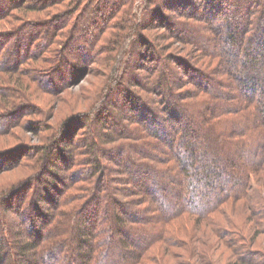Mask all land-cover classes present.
<instances>
[{
  "label": "rangeland",
  "instance_id": "rangeland-1",
  "mask_svg": "<svg viewBox=\"0 0 264 264\" xmlns=\"http://www.w3.org/2000/svg\"><path fill=\"white\" fill-rule=\"evenodd\" d=\"M123 1L80 0L72 5L70 0H0V47L8 41L6 45L9 49H3L0 57V67L7 70L0 74V101L6 100L15 104V109L9 110L13 115L0 121V193L12 194L9 200L12 207L1 205L0 208L4 219L7 221L8 218V221L16 224V230L21 232L24 240H34L30 235V227L35 224L30 215L35 213L39 226H42V216L52 213L53 202L60 199L64 191L68 193L70 173L82 171V175L87 176L85 167L91 165L88 163L94 160V156H82L78 153L86 151L85 148V151L81 150L82 147H87L83 141L88 139L96 143V154L103 170L99 180H102L105 193L103 200L108 202V206L110 185H114L116 190L115 198L127 202L135 210L137 201L145 199L142 195L149 198L157 189L156 193L160 194V198H170V191L175 192L170 187L174 183L170 177L165 178L170 185L159 189L150 182L154 179L160 182V177L157 178L145 169L138 176L127 173L134 165L125 161L133 156L137 160L144 159L141 160L142 165H159L150 153L145 154V158L138 157L148 149L153 150V147L145 144L150 133L142 129L150 125L151 118L148 116L147 107L140 100L151 108L162 107L157 100L163 97L158 98L152 92L157 87L153 88L148 84L152 74L175 69L178 73L176 83L181 85L177 93L187 102H192L190 97L197 93L195 78H201L206 85L214 83L211 72L217 67V62L214 64L210 60L203 50L206 47L202 46L209 44L210 39L214 38L215 32L210 28H214L215 24L199 17L190 19L187 15L190 12L202 14L212 0H191L192 3L188 0H132L134 4L129 6L133 12L130 15L115 11V6L117 9L122 8ZM226 1L230 3L233 0ZM252 1H255L254 4L264 3V0ZM228 3L222 13L228 11ZM242 4L240 3L238 9V13L242 14L238 18L239 22L247 17L245 3ZM147 5L149 10L146 12ZM71 11L75 13L69 16ZM254 14L257 15L256 12ZM85 18L87 20L83 22ZM81 27L86 32L78 31ZM10 35L15 36L10 39ZM96 35L101 39L99 45L93 39ZM73 38L75 40L70 48H66ZM42 46L45 48L42 49ZM148 55L152 56L148 58ZM29 57L33 58L28 60ZM63 59L66 60L65 63L59 66ZM19 60L25 62L21 65ZM16 66L18 70H15ZM187 66L194 69L187 70ZM200 72L205 76H201ZM258 73L262 80L264 71ZM234 84L237 88L238 84ZM188 96L189 99L186 98ZM0 113L5 114L6 111L0 110ZM155 114L159 119H166L169 115L160 111ZM67 122H73V125L67 128ZM192 123L194 134L198 137L203 135L200 123ZM181 124L182 122L176 120L170 126L178 127ZM42 147H54L49 158L41 154ZM162 148L169 151L168 147ZM209 149L211 153L217 152L222 156L221 163L214 164L216 168L226 166V152L233 154V148L221 147L220 144ZM74 152L79 159V163L75 165L70 162ZM5 156L9 157L7 162L1 159ZM234 158L233 154L232 159ZM10 162L13 165L18 162L19 165H9ZM122 162L123 165H120ZM238 171L236 169L234 172L239 174ZM141 175L145 177L136 184ZM41 180L45 182L42 184ZM252 184V195L257 193L258 197L252 196L254 198L249 204H244L246 208L237 209L239 207L230 204L224 206L228 219L215 216L216 224L226 231L225 236L239 232L245 234V246H240V249L243 247L242 251L252 250L264 254V233L255 235L251 213L248 211V207H253L254 204H264V174L254 177ZM147 188H150L149 192ZM206 190H210L209 187ZM14 192H17L16 197ZM137 192L139 194L133 196ZM50 193L55 200L49 199ZM24 196L29 197L25 203ZM133 199L137 200L134 202ZM104 204L106 206V202ZM115 209L129 220L128 228L141 229L142 225L135 226L130 223L129 218L136 216L123 214L119 206ZM134 214L145 217L154 213L150 210L143 214L136 211ZM86 224L90 225L89 222ZM123 234L127 235L125 232ZM226 241L229 238L223 242L216 239L212 243V247H215V256L212 259L214 264H227L236 259V253L226 247ZM70 246L74 249L75 244L71 242ZM158 251V248L153 249L150 254L159 256ZM175 252L187 254L184 250L171 251L172 257L168 256V259L173 264L182 260L172 255ZM6 257L10 261L8 264H14L17 260L12 250H9ZM111 257L113 256L110 254ZM186 259H190V255L187 254ZM146 264L163 263L159 260L156 263L148 260Z\"/></svg>",
  "mask_w": 264,
  "mask_h": 264
},
{
  "label": "trees",
  "instance_id": "trees-1",
  "mask_svg": "<svg viewBox=\"0 0 264 264\" xmlns=\"http://www.w3.org/2000/svg\"><path fill=\"white\" fill-rule=\"evenodd\" d=\"M78 2L80 0H70L72 5ZM227 3L226 0H212V3L207 4L206 9H203L202 14L198 15L194 12L187 14L190 19L199 17L205 21L211 20L215 24L214 28H210L215 32L214 38L210 39L209 44L202 46L206 47L203 50L210 60H213L214 64L217 62V67L211 72L214 75L215 80L211 79L214 83L206 85L201 78H195L197 93L192 97H186L193 99L192 102H187L186 99L180 98L182 95L179 92L177 93L181 85L176 83L178 74L176 70L160 71V74H152L148 84L153 88L157 87L152 92L156 93L158 98L163 97L157 100L162 106L161 109L151 108L140 100L147 107L148 116L151 118L150 125L142 129L150 133L149 140H146L145 144L153 147V150L148 149L138 157L145 158L144 155L150 153L159 165H142L141 160L144 159L137 157V160L130 156L125 163L134 165V168L127 173L131 172L138 176L142 169L148 170L157 178H161L160 182L155 179L150 182L159 189H165L167 184L170 185L165 180L170 177L174 182L170 187L175 190V192L170 191L172 194L170 198L165 196L160 198L156 189L149 197L151 199L147 195H140L145 199L137 201L135 210L127 202L118 201L115 198L114 185H110L108 190L110 194L107 195L108 206V202L103 200L105 193L102 180H99L103 170L96 154V143L88 139L83 141L87 147H82L81 150L86 149V151L78 153L82 156H94V160L88 163L91 165L85 167L87 176L82 175V171H73L70 173L71 183L67 187L68 193L64 191L57 200L50 193L49 199L55 200L54 207L51 214L42 216L44 227L39 226L35 213L30 215L35 224V226L31 224L30 227L33 241L22 239L21 232L16 230V224L8 221V218L6 221L0 208V264L10 262L6 257L9 250H12L17 257L14 264H146L148 260L173 264L170 262L171 259H168L172 257L170 252L173 250H184L188 256L190 255V259L185 260L187 254L175 252L172 255L176 259H182L175 264H187V262L214 264L212 259L215 256L213 250L215 247H212V243H215L216 239L223 242L227 238L229 241H226V247L232 249L237 256L234 261L227 264H264V254L252 250L242 251L243 247L240 249L241 244L246 243L245 234L239 232L235 233L236 235L225 236L226 231L220 228L218 223L216 224L215 217L228 219L224 208L228 204L239 207L237 209L246 208L245 205L249 204L250 200L258 197L257 193L252 195L254 189L252 180L264 174V78L261 80L258 73L264 71V3L254 4L255 1L252 0H233L228 3L229 12L222 13ZM240 3H245L244 11L247 15L241 22L238 19L242 17V14L238 13ZM130 4L134 2L124 0L122 8L117 9L115 6V11L117 13L123 11L130 15L133 12ZM147 10H149L148 5L146 12ZM196 10L200 11V8L196 7ZM74 13L75 11H71L69 16ZM208 16L210 18H207ZM66 19L68 22L69 18ZM86 20L87 18L83 22ZM78 31L86 32V29L81 27ZM15 35H10V39ZM75 38L66 48H70ZM93 39L96 41L95 44L101 43L97 35L93 36ZM7 43L8 41L0 47V57L3 49L9 50ZM44 48L45 46H42V49ZM151 56L148 55V58ZM32 58L29 57L28 60ZM62 61L59 66L66 60ZM19 62L22 65L25 61L19 60ZM57 63L55 66L58 65ZM209 68L211 69L210 66ZM185 69L194 68L187 66ZM15 70H18L17 66ZM6 71L0 67V74ZM200 74L205 76L202 75L203 72ZM234 82L238 84L237 88ZM12 109H15V104L11 101H0V110L6 111L5 114L0 113V121L4 118L9 119L13 115L12 111L9 113ZM156 111L169 115L166 119H159L155 114ZM139 117L141 118L140 113ZM176 120L182 124L171 127L170 125ZM192 122L198 125L200 123V128L204 131L203 135L198 137L194 134ZM71 124L73 125V122H67L65 125L68 128ZM217 144L221 147L233 148L234 159L229 151L224 156L227 158L228 166L227 164L220 168L214 166L221 163L222 156L217 152L211 153L209 148L216 147ZM162 147H168L169 151H164L166 149ZM53 150L54 147H42L40 152L44 157L49 158ZM78 154L74 152L73 157H70V162L74 165L79 163ZM8 158V156L1 157L3 162H7ZM15 164L19 165L18 162L14 165L9 163L17 166ZM120 165H123V162ZM236 169L239 170V174L234 172ZM144 175L137 178L136 184L140 183ZM224 176L225 178H222ZM41 182L43 184L45 180ZM208 187L210 190H206ZM23 188L22 190L25 189ZM45 188L48 192V188ZM147 191L149 192L150 188H147ZM14 193L16 197L17 192ZM137 194L139 193L133 196ZM11 196L12 194L9 195L8 192L0 193V206L12 207L9 201ZM252 196L254 197L251 198ZM23 198L24 203L29 199L28 196ZM136 200L133 199L134 202ZM117 206L123 210V214L136 216H130V223L135 226L142 225L141 229L128 228L129 220L127 221L126 217L115 209ZM252 206L248 207V211L251 213V222L254 224V233L257 236L264 233V204L257 203ZM150 210L154 213L151 216L139 217L134 214L136 211L143 214ZM72 222L74 225H71ZM87 222L90 225H87ZM124 232L128 237L123 234ZM70 241L75 244L74 249L70 246ZM156 248L160 255L152 256L150 253ZM110 254L113 257L110 258Z\"/></svg>",
  "mask_w": 264,
  "mask_h": 264
}]
</instances>
